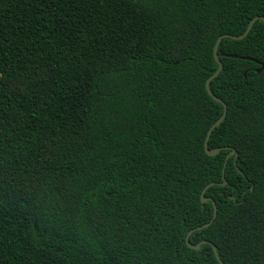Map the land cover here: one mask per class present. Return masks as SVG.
<instances>
[{
  "label": "trees",
  "instance_id": "trees-1",
  "mask_svg": "<svg viewBox=\"0 0 264 264\" xmlns=\"http://www.w3.org/2000/svg\"><path fill=\"white\" fill-rule=\"evenodd\" d=\"M255 16L264 0H0V264H220L186 243L214 203L190 242L264 264L262 20L219 44L223 150L204 148L214 45Z\"/></svg>",
  "mask_w": 264,
  "mask_h": 264
},
{
  "label": "water",
  "instance_id": "water-1",
  "mask_svg": "<svg viewBox=\"0 0 264 264\" xmlns=\"http://www.w3.org/2000/svg\"><path fill=\"white\" fill-rule=\"evenodd\" d=\"M257 20H262V21H264V17H261V16H255L254 18H252V20L250 21V23H249V25H248L246 31H245L244 34H242V35H239V36H236V35H230V34H224V35H221L220 37H218V39H217V41H216V43H215V45H214V50H213V52H214V58H215V60H216V62H217V64H218V68H217V70H216V71H215V72H214V73H213V74H212V75L206 80V84H205V85H206V90H207L208 94H209V95H210V96H211L216 102H218V103H220V104H222V105L224 106V112H223V114H222V115H221V116H220V117H219V118H218V119H217V120H216V121L210 126V128H209V130H208V132H207V135H206V138H205V142H204V148H205V152H206V154L209 155V156H216V155H218V154L223 150V148H214V149H210V148H209V140H210V137H211V135H212L214 129L217 128V127H219V126L222 124V122L225 120V117H226V114H227V106H226L225 102H224L222 99H220L219 97H217V96L213 93V91H212V89H211V87H210L211 81H212L213 79H215L216 77H218L219 74L221 73L222 69H223V63H222V61L220 60V54L218 53L219 44L221 43V41H222L224 38H231V39H234V40H242V39H244V38L250 33L251 29L253 28V26H254V24L256 23ZM263 68H264V66H262V68L259 69L258 72H261V70H262ZM231 156H235V157L238 156V154H237V152H236L235 149H231V152H230V153L226 156V158H225L224 169H223V177H224V175H225V169H226V166H227L228 159H229ZM215 184H216V183L211 182V183H209V184L203 189L202 194H201V200H202V203H203V204L206 203V202H208V201H212L211 198L205 196V193H206V191H207L211 186H213V185H215ZM226 184H227L226 181H223L222 183H219V185H222V186H224V185H226ZM213 203H214V202H213ZM216 216H217V206H216V204L214 203V214H213L212 220H211L210 222H208V223L202 225V226H198V227H196V228L190 230L189 233H188V235H187V237H186V243H187V245H188L189 248L194 249V250H199V249L201 248V245H203V244H210V245L212 246V248H213V251H214L215 256H216L217 260L219 261V263H220V264H224V262H223V261L221 260V258L219 257L217 246L214 245L212 242H210V241H206V240L201 241V242H199V243H197V244H192V243L190 242V236H191V234H192L194 231L201 230V229H203V228H207V227H209V226L212 224L213 220L216 218Z\"/></svg>",
  "mask_w": 264,
  "mask_h": 264
}]
</instances>
